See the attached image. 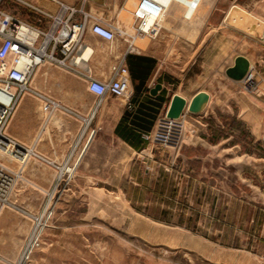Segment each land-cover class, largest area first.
<instances>
[{"label": "rangeland", "instance_id": "374dc122", "mask_svg": "<svg viewBox=\"0 0 264 264\" xmlns=\"http://www.w3.org/2000/svg\"><path fill=\"white\" fill-rule=\"evenodd\" d=\"M142 2L108 0L93 13L128 32H116V39L154 58L150 86H163L160 120L176 94L190 101L198 92H208L207 110L181 118L177 148L155 145L140 156L132 153V208L116 193L125 180L113 178L105 168L80 193L84 180L77 176L80 163H73L72 176L55 187L41 209L15 201L16 180L9 195L12 206L0 216L9 213L10 224H18L19 232H5V239H23L24 247L19 258H0V264H22L40 230V246L28 264H129L133 258L213 264L196 251L208 253L207 244L243 251L250 264H264V0H206L192 20L184 16L187 8L174 2L160 30L154 27L155 35L139 31ZM231 6L237 9L227 25ZM133 37L138 38L134 45ZM238 56L252 61L247 82L226 76ZM3 158L17 166H4ZM0 163L15 174L18 166L22 169L2 154ZM182 216L189 228L176 225Z\"/></svg>", "mask_w": 264, "mask_h": 264}, {"label": "crops", "instance_id": "0c3cea01", "mask_svg": "<svg viewBox=\"0 0 264 264\" xmlns=\"http://www.w3.org/2000/svg\"><path fill=\"white\" fill-rule=\"evenodd\" d=\"M58 1L77 11L72 17L73 23H83L84 13L89 15L84 40L94 51L88 62L92 77L99 81L108 80L112 65L125 60L130 70L133 95L129 100L111 96L100 98L89 91L88 80L81 74L56 63H45L38 67L31 80L32 88L61 104L67 111L56 110L45 116L41 101L31 93L24 94L17 104L6 133L21 146L54 163L60 169L32 157L22 169L17 167L19 176L13 197L23 208H44L48 202L47 198L55 191L57 178L64 173L63 169L79 162L77 176L84 180L80 193L87 188L88 179L101 176L99 173L105 168L111 172L109 175L113 178L125 180L116 193L123 194L132 208V153L133 157L140 156L152 151L155 145L162 146L155 140L160 121L161 95L160 92L157 96L151 95L153 88L150 86L155 66L154 58L132 48V45L124 40L109 42L92 32L93 24H107L99 14L93 13V8L105 6L108 0L103 4L93 0ZM221 1L239 3L250 0H220V3ZM233 7L228 8L226 18ZM37 9L55 11L56 7L51 0H0V19L4 14L45 30L49 25L48 20ZM1 40L0 37V43ZM245 57L252 63L248 56ZM151 126V132H143V128ZM89 131H92L91 134ZM146 136L150 139L146 140ZM2 164H10L12 168L17 166L12 160L4 158ZM166 213L163 211L164 217L167 216ZM8 215L9 213L0 216V258H19L23 252L20 248L23 249L24 241L5 239V232H19L18 224H10ZM162 221L170 224L165 219ZM178 227L189 228L185 222L183 226ZM5 242L8 246L4 245ZM207 246L210 249L206 254L195 250L213 264H250L249 256L243 254V251L217 250L211 244ZM96 252V258H99V251ZM12 262L9 261L8 264ZM115 264L122 263L117 260ZM129 264L157 263H141L133 258Z\"/></svg>", "mask_w": 264, "mask_h": 264}, {"label": "built area", "instance_id": "2783aa9c", "mask_svg": "<svg viewBox=\"0 0 264 264\" xmlns=\"http://www.w3.org/2000/svg\"><path fill=\"white\" fill-rule=\"evenodd\" d=\"M51 1L56 7L55 11L37 9L48 20L49 25L45 30L4 14L0 19L2 39L0 43V150L4 157L14 159L22 167L32 157L57 167L54 163L42 159L38 154L21 146L6 133L17 104L24 94L31 93L41 101L42 112L45 116L56 110L67 111L61 104L37 93L32 88V77L41 65L56 63L65 69L81 74L88 80L89 91L100 98L111 96L116 99L129 100L133 95L130 70L125 60L112 65L108 80L99 81L92 77L88 62L93 50L86 59L85 54L91 46L86 45L84 40L89 15L84 13L83 23H73L72 17L77 11L58 0ZM143 1L147 2V0ZM150 1L148 13L158 15L162 8L155 5V0ZM148 13H142L144 18L139 31L146 35H153L154 26H151V34L143 29L147 25ZM92 32L109 42L115 41L117 37L112 26L101 22L92 25ZM180 120L182 119L170 120L166 117L160 120L155 140L163 146L177 148L182 137ZM145 139L149 140L150 137L146 136ZM63 171L64 173L57 178L56 189L63 180L72 176L75 168L68 166ZM18 176L19 174L11 172L0 163V212L5 207L12 206L9 195ZM41 233L42 230L37 232L31 240L23 255L22 264H28L33 251L40 246Z\"/></svg>", "mask_w": 264, "mask_h": 264}, {"label": "water", "instance_id": "95a60500", "mask_svg": "<svg viewBox=\"0 0 264 264\" xmlns=\"http://www.w3.org/2000/svg\"><path fill=\"white\" fill-rule=\"evenodd\" d=\"M97 3L103 4L105 0H93ZM251 62L245 56H238L235 58L234 65L226 70V76L233 81H243L251 73ZM163 86L158 84L151 90V95L157 96L162 90ZM211 102V95L206 91H200L188 101L181 95H174L172 97L170 106L166 113V118L170 120H179L184 112L187 110L192 115L203 114Z\"/></svg>", "mask_w": 264, "mask_h": 264}, {"label": "bare ground", "instance_id": "6f19581e", "mask_svg": "<svg viewBox=\"0 0 264 264\" xmlns=\"http://www.w3.org/2000/svg\"><path fill=\"white\" fill-rule=\"evenodd\" d=\"M205 1L206 0H155V5L162 8L161 12L158 15L151 14L150 12L148 13V11H150V6H149V3L151 2L150 0H147V2H144L143 1L140 4V6H139V11H141L142 13H145V12L148 13V16L146 18V24L147 25L144 26L143 29H144L145 32H147L149 34H151V31H150L151 26H154L155 28H157V29L160 30V28L162 26L161 24L164 21V18H165V15H166L167 10L172 6V4L174 2L179 3V4L183 5V6H185L187 8V10H186L184 16H185L186 19L192 20L194 18V16L197 14V12L199 11V9L202 7V5L205 3ZM235 9H237V6H234L231 9L230 13L228 14V16L226 18V24L227 25H229L228 22H227V20L230 18V15H231L232 11L235 10ZM130 28H132V27H129V29ZM114 29H115V32H117V33L120 32L122 34L127 35V33H124L125 31L122 30L121 28H114ZM238 30H240V29H238ZM156 32H158V31L155 29L154 32H152V33H156ZM137 39H138L137 37H133L132 38L133 45L137 42ZM92 50H93L92 48H89L87 50V52L85 54V58L86 59L89 58ZM250 74H249V76L245 80H248V79L251 80L252 79L251 78L252 76H250ZM245 80H243V81H245ZM186 113H187V110L184 112L183 116H185ZM0 154L4 155L1 152V150H0Z\"/></svg>", "mask_w": 264, "mask_h": 264}, {"label": "trees", "instance_id": "16d2710c", "mask_svg": "<svg viewBox=\"0 0 264 264\" xmlns=\"http://www.w3.org/2000/svg\"><path fill=\"white\" fill-rule=\"evenodd\" d=\"M154 62H155V60H154ZM133 98V97H132ZM161 106H162V102L160 103V108H161ZM156 119V117L154 118V120ZM152 126H154V123L152 124ZM152 126L151 127H148V128H143L142 130H143V132H151L152 131ZM218 139H220V136L219 137H213L212 139H211V142L212 143H217L218 142ZM184 220H183V216L181 217V219H180V221H179V223H178V225L179 226H183L184 225Z\"/></svg>", "mask_w": 264, "mask_h": 264}]
</instances>
